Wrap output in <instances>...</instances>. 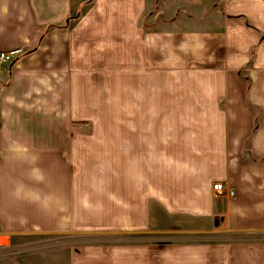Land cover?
<instances>
[{
	"label": "crops",
	"instance_id": "1",
	"mask_svg": "<svg viewBox=\"0 0 264 264\" xmlns=\"http://www.w3.org/2000/svg\"><path fill=\"white\" fill-rule=\"evenodd\" d=\"M148 4L0 0V51H25L0 66V240L103 235L60 264H264V0L225 3L253 29L154 28ZM221 218L232 240L161 238Z\"/></svg>",
	"mask_w": 264,
	"mask_h": 264
},
{
	"label": "rangeland",
	"instance_id": "2",
	"mask_svg": "<svg viewBox=\"0 0 264 264\" xmlns=\"http://www.w3.org/2000/svg\"><path fill=\"white\" fill-rule=\"evenodd\" d=\"M226 1L228 0H149L144 15V21L150 23L154 28H168L176 23L181 26L187 25L185 23L195 26L194 23L197 22H201L197 25L201 24L207 25L208 28H219L223 26L224 23H229L227 18H230V20L234 19L233 17L231 18V16H225ZM16 49L21 50L15 57L18 59L24 55L25 51L21 47ZM217 222L218 223L215 225L217 231L213 233L204 232L207 231V229L205 230V228L197 225V221H192V224L188 226H178V229H183L182 231L186 232L171 233L161 236V238L168 236L166 238L167 240L176 242H201L207 240L226 241L235 238V235L226 231L223 226V218L219 219ZM97 238L103 239V235L73 233L63 235H24L15 237L7 246H3V240L1 238L0 264H6L12 257L18 256L32 258L30 261L27 260L26 264H60L63 262L62 255L68 254L67 251H69V249L80 244L89 243L92 240H97Z\"/></svg>",
	"mask_w": 264,
	"mask_h": 264
},
{
	"label": "built area",
	"instance_id": "3",
	"mask_svg": "<svg viewBox=\"0 0 264 264\" xmlns=\"http://www.w3.org/2000/svg\"><path fill=\"white\" fill-rule=\"evenodd\" d=\"M20 52V49L0 52V66L14 61L16 59V55H18ZM213 190L217 195H225L227 197H232L234 195L233 189L223 185L222 183H215L213 185Z\"/></svg>",
	"mask_w": 264,
	"mask_h": 264
},
{
	"label": "trees",
	"instance_id": "4",
	"mask_svg": "<svg viewBox=\"0 0 264 264\" xmlns=\"http://www.w3.org/2000/svg\"><path fill=\"white\" fill-rule=\"evenodd\" d=\"M92 0H88V3H90ZM232 18V17H231ZM234 19L242 21L248 28L253 29V27L249 24V22L243 18L242 16L233 17ZM62 27H67V25H63ZM263 37V35H262ZM264 39V37H263Z\"/></svg>",
	"mask_w": 264,
	"mask_h": 264
}]
</instances>
